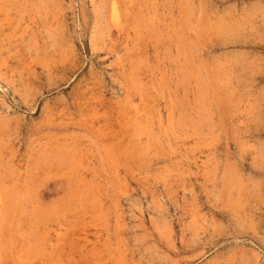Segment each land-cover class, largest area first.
<instances>
[{"label": "rangeland", "instance_id": "374dc122", "mask_svg": "<svg viewBox=\"0 0 264 264\" xmlns=\"http://www.w3.org/2000/svg\"><path fill=\"white\" fill-rule=\"evenodd\" d=\"M0 264H264V0H0Z\"/></svg>", "mask_w": 264, "mask_h": 264}, {"label": "bare ground", "instance_id": "6f19581e", "mask_svg": "<svg viewBox=\"0 0 264 264\" xmlns=\"http://www.w3.org/2000/svg\"><path fill=\"white\" fill-rule=\"evenodd\" d=\"M156 8V7H155ZM110 12V11H109ZM130 14V13H129ZM121 15V14H120ZM119 15V16H120ZM120 20V19H119ZM236 66V65H235ZM221 68H222V66H221ZM211 68H209L208 70H210ZM196 70V69H195ZM233 70V69H232ZM222 71H224L223 69H222ZM201 71L200 70H197V71H194L193 72V74H194V76L196 77V79H197V82H198V84H199V86H200V88H201V90H203L204 88H206L205 86H207V84L208 85H212V87H215L216 88V86H220L219 84H218V80L217 79H215L214 77H210V78H208V80H206L207 82H205L204 81V76H202V73H200ZM208 72V71H207ZM219 73V72H218ZM217 73V74H218ZM192 74V75H193ZM210 74H211V71H210ZM220 74V73H219ZM227 74V73H226ZM207 76V75H206ZM214 76V75H213ZM219 76V75H218ZM208 77H209V75H208ZM223 78V77H222ZM226 78V77H225ZM206 79V78H205ZM210 79V80H209ZM220 79V78H219ZM223 81V80H222ZM226 82H228L227 80H226ZM232 82V81H231ZM227 84V83H226ZM199 86H197V87H199ZM210 89V88H209ZM220 89H221V87H220ZM199 90V89H198ZM206 91V90H205ZM199 92V91H198ZM209 92V91H208ZM205 93V92H204ZM207 95L209 94V93H206ZM204 97V96H203ZM209 97V96H208ZM205 99V98H204ZM216 100V99H215ZM211 101V100H210ZM199 102V101H198ZM211 103V102H210ZM203 105V104H202ZM205 105V104H204ZM206 106V105H205ZM208 106H210V105H208ZM211 107V106H210ZM206 112V111H205ZM214 116V115H213ZM233 180V179H232ZM234 182V181H233ZM235 183H238V182H235ZM235 185V184H234ZM231 197V196H230Z\"/></svg>", "mask_w": 264, "mask_h": 264}]
</instances>
